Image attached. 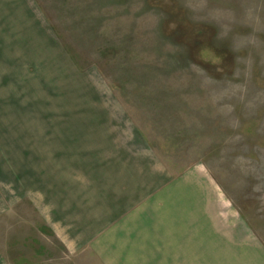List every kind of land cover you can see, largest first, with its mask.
<instances>
[{
	"label": "rangeland",
	"instance_id": "1",
	"mask_svg": "<svg viewBox=\"0 0 264 264\" xmlns=\"http://www.w3.org/2000/svg\"><path fill=\"white\" fill-rule=\"evenodd\" d=\"M71 120L118 122L126 153L264 242V0H0V264L201 262L166 237L195 231L186 206L116 215L153 174L137 155L113 184L38 158Z\"/></svg>",
	"mask_w": 264,
	"mask_h": 264
},
{
	"label": "crops",
	"instance_id": "2",
	"mask_svg": "<svg viewBox=\"0 0 264 264\" xmlns=\"http://www.w3.org/2000/svg\"><path fill=\"white\" fill-rule=\"evenodd\" d=\"M103 123L73 122L72 120L71 122H59L60 130H56L53 135L49 136L54 147L51 148L50 145H47L50 143L46 142L44 138L38 150V158H52L51 156H53L55 159H62L61 167L69 165L74 168L76 165L80 167V173H92L96 177L99 175L101 179L108 178L112 184L115 182L114 175L118 176L129 172L126 170L129 154L137 155L133 159H137L136 162H139V166H142V163L146 166L151 164L148 151L144 154L143 151L126 153V142L122 141L125 138V132L120 135L118 122L115 124L106 122L108 127L114 125L115 129L112 134L110 128L108 133L101 130L105 126ZM136 140L140 139L136 138ZM141 141L138 143L142 146L143 141ZM153 165L148 167L153 174L145 176L141 182L145 185L142 186L139 195L136 191L132 195H128L126 199L122 198L120 204L113 202L117 207L121 206L122 209L115 211L117 216L131 215L130 208L135 207L139 196L144 199L145 195L151 194L157 201V206L165 204L169 209L171 207L177 216L180 210L185 209V206L186 211L197 214L195 231H189V223H186L175 234L166 235L171 240H180L182 246L188 247L187 250H183V255L185 251L189 252L196 248L198 250L197 258L201 262L195 264H264V242L246 221L233 215L231 206L227 205V200L219 199L217 204L214 203L213 206L208 207L209 201H207L206 195L202 196V191L193 195L186 191L189 188L187 177L184 175L189 174L188 172L173 179L167 177L163 171L160 172L158 167H153ZM87 169L93 170L88 171ZM137 170L140 171L141 168ZM105 184L106 180H103V187ZM112 189L105 188L104 190L110 194ZM116 195L113 190L110 198L121 199L119 194ZM133 195L136 202L131 201ZM205 223H208L207 227ZM102 227L100 225V228ZM161 237L163 236L159 235L157 238ZM142 245L146 246L147 242L143 240Z\"/></svg>",
	"mask_w": 264,
	"mask_h": 264
}]
</instances>
